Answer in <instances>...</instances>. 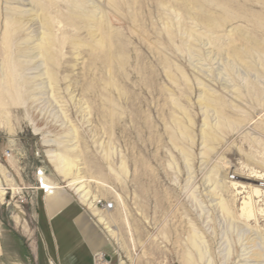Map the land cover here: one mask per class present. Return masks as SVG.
<instances>
[{
  "label": "rangeland",
  "instance_id": "rangeland-1",
  "mask_svg": "<svg viewBox=\"0 0 264 264\" xmlns=\"http://www.w3.org/2000/svg\"><path fill=\"white\" fill-rule=\"evenodd\" d=\"M41 178L112 264H264V0H0V220L24 255Z\"/></svg>",
  "mask_w": 264,
  "mask_h": 264
},
{
  "label": "crops",
  "instance_id": "crops-1",
  "mask_svg": "<svg viewBox=\"0 0 264 264\" xmlns=\"http://www.w3.org/2000/svg\"><path fill=\"white\" fill-rule=\"evenodd\" d=\"M3 196L4 192L1 190V201ZM6 201L7 194L5 202L0 204V208L9 207ZM57 201H61L63 204H55ZM18 207L20 209L16 214L22 217V225H24V206L19 205ZM10 219L12 226L9 229H3L4 224L0 220V238L2 232L5 235V240L0 239V264H48L49 261L55 264H94V256L97 253L105 254L107 259L113 262L112 257L106 251L105 242L108 240L106 238L98 240L99 234L92 228L90 220L76 211L71 200H66L62 193L49 199L44 205L43 216L38 227V236L42 241L41 248L32 238V244L29 245V250L24 255V247L19 248L20 244L17 241L18 237L24 239V233L21 228L15 227L14 216H11ZM94 224L95 228L98 227L95 221ZM95 236L98 237H96L97 240L94 239ZM14 241H17L16 244ZM12 244L18 248H12Z\"/></svg>",
  "mask_w": 264,
  "mask_h": 264
},
{
  "label": "bare ground",
  "instance_id": "bare-ground-1",
  "mask_svg": "<svg viewBox=\"0 0 264 264\" xmlns=\"http://www.w3.org/2000/svg\"><path fill=\"white\" fill-rule=\"evenodd\" d=\"M54 169H55V171L58 174L65 175V176L67 175L68 176L71 173L72 169H73L72 162H70L69 160H66V159L64 161H62V162H59V163L55 162ZM78 183H77V179H72V181L70 182V186L72 188L73 187L76 188L75 194L77 195L80 203L82 205H84L88 209L89 214L95 220V223L98 226L102 227L104 230H106L107 233L110 235V237L112 239L116 240V236L117 235L114 232V230L112 229V226L110 225V222L106 219L105 215L101 212L103 210L98 208V206H97L98 203L95 205L96 209L94 208L92 202L90 201L88 192L85 191V189L82 186L77 188ZM41 185H42V188L47 191L48 198H52L53 199L54 195L57 193L58 189L55 188V187L52 188V187L48 186L47 184H44L43 178H41ZM255 193L259 194L258 192H255ZM103 212H109V211L106 210V211H103ZM241 216H242V218H245L246 220H249V219L254 217V214H253V212L251 210V204L250 203H245L244 204V208L242 210V215ZM118 264H124V263L119 260Z\"/></svg>",
  "mask_w": 264,
  "mask_h": 264
},
{
  "label": "built area",
  "instance_id": "built-area-1",
  "mask_svg": "<svg viewBox=\"0 0 264 264\" xmlns=\"http://www.w3.org/2000/svg\"><path fill=\"white\" fill-rule=\"evenodd\" d=\"M23 203H24V201L23 202L21 201L20 205H22ZM99 205L101 207V210H103V211H106V210L109 211V210H111L113 208V205L109 204V203H104V204L98 203L97 204L98 208H99ZM48 264H55V263L52 262V261H49ZM94 264H112V263L110 262V259L109 260L107 259V256L105 254L97 253L94 256Z\"/></svg>",
  "mask_w": 264,
  "mask_h": 264
}]
</instances>
